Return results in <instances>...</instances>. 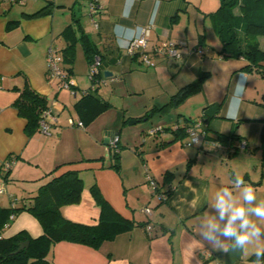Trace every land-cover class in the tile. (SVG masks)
Returning a JSON list of instances; mask_svg holds the SVG:
<instances>
[{
    "label": "crops",
    "instance_id": "obj_1",
    "mask_svg": "<svg viewBox=\"0 0 264 264\" xmlns=\"http://www.w3.org/2000/svg\"><path fill=\"white\" fill-rule=\"evenodd\" d=\"M89 1L0 2V205L28 203L50 171L77 170L84 187L77 204L62 208L67 219L89 225L98 222L100 208L90 192L95 183L112 208L133 225L96 248L56 242L48 252V264H252L251 248L244 253L212 249L197 234V218L211 211L200 190L207 189L211 199L218 189L233 188L237 175L255 189L258 200L264 199L262 67L246 68L248 61L243 57L223 58L221 42L218 48L212 47L207 32L213 26L210 14L216 10L212 0H161L154 25L149 20L155 0H135L128 18L121 15L125 0H98L97 28L91 23ZM117 24L149 27L146 54L152 64L117 45L113 32ZM70 25L76 35L82 30L89 35L104 56V71L112 72L94 85L96 94L111 106L82 127L70 125L68 119L81 120L74 104L92 85L86 77L89 63L84 52L82 72L72 66L75 95L59 87L57 78L49 80L46 75L47 49L51 46L61 56L67 43L63 32ZM129 38L130 34L121 36L122 41ZM166 41L184 42L176 46L180 59L153 51ZM259 43L264 48V37ZM241 73L248 77L247 88L240 119L233 121L225 113ZM199 76L203 80L196 92L169 105L172 95ZM26 81L48 97L56 118L49 135L39 130L27 136L26 119L13 106L16 88ZM151 108L156 109L151 116L136 121ZM124 118L130 119L124 122ZM198 118L207 130L200 146L185 145L187 135L177 139L169 132H150L175 122L190 125ZM112 132L119 135L121 146L119 172L110 166L106 141ZM222 136H232V141L211 144ZM240 141L245 143L243 149L237 148ZM149 178L158 183V190L149 185ZM167 190L169 194L161 199L158 191ZM198 194L199 206L189 211L185 200H194ZM145 206L151 208L150 215L141 211ZM12 220L15 225L6 226V237L20 230L33 237L42 233L40 223L25 210ZM147 224L154 225L155 234L146 230Z\"/></svg>",
    "mask_w": 264,
    "mask_h": 264
},
{
    "label": "trees",
    "instance_id": "obj_2",
    "mask_svg": "<svg viewBox=\"0 0 264 264\" xmlns=\"http://www.w3.org/2000/svg\"><path fill=\"white\" fill-rule=\"evenodd\" d=\"M264 0H219L218 8L210 14L212 25L221 42L220 55L223 58L243 57L248 61L246 68H259L264 72V48L260 47L259 39L264 37V9H258V3ZM51 4V2H50ZM46 5L45 8L49 7ZM41 10L38 13H41ZM67 39L66 45L60 50L62 70L66 78L72 74V64L75 58V49L79 43L82 46L87 62L92 63L95 56L100 59L99 73L96 78L90 81L98 85L104 77L103 61L104 56L100 54L97 45L83 30L76 35L73 27L67 26L64 29ZM105 63V62H104ZM203 76H199L192 82L181 87L170 97L169 105H176L199 89ZM75 86L72 87L74 89ZM96 88L92 85L83 90L76 100L74 108L83 123L90 122L104 109L111 106L110 102L100 98L96 94ZM18 96L13 102L18 114L26 119L24 131L31 136L39 131L40 119L44 111L50 105L48 97L35 91L26 81L23 86L16 88ZM75 90V89H74ZM151 108L143 116L136 118V121L151 116L155 111ZM130 118H124V122ZM186 121V119H184ZM190 119H187L189 121ZM135 121V120H134ZM187 123L179 125L177 129L169 127L160 128L161 132H169L174 138H184ZM220 142L230 143L232 136L217 137ZM107 148L111 156V167L119 172V152L121 146L118 143L109 145ZM55 171L48 173V179L42 183L35 194L30 196L28 203H21L15 206L0 205V264H48V252L53 244L59 241H70L85 244L91 247H98L104 240L114 238L118 233L129 229L133 221L124 218L116 212L104 199L95 183L90 186V192L100 208L98 222L93 225L74 222L67 219L62 208L66 205L77 204L80 201L84 184L83 179L77 170H65L59 174ZM167 174L165 178H167ZM169 194V190L164 192ZM29 212L42 227V233L33 237L26 230H20L11 236H4L3 232L12 219L21 211ZM28 240V246L15 252L19 242Z\"/></svg>",
    "mask_w": 264,
    "mask_h": 264
},
{
    "label": "clouds",
    "instance_id": "obj_3",
    "mask_svg": "<svg viewBox=\"0 0 264 264\" xmlns=\"http://www.w3.org/2000/svg\"><path fill=\"white\" fill-rule=\"evenodd\" d=\"M160 2L161 0H155L149 20L150 25H154L157 20ZM134 5L135 0H125L121 13L123 18L130 16ZM113 32L117 45L121 49H128L135 42L144 39L146 28L140 25L133 28L117 24ZM122 34H130V38L122 41ZM247 80L248 77L244 73L239 74L236 79L225 113L226 119L233 121L240 119ZM192 140L196 141L194 135ZM186 183L190 184L189 181ZM200 192L211 209L197 218V234L202 240L206 241L212 249L222 253H244L251 248L252 264H264V199L258 200L255 189L251 185H246L239 175L234 179L233 188H220L211 199H208L207 189H201ZM200 200L199 194L194 200H185L187 209L195 210Z\"/></svg>",
    "mask_w": 264,
    "mask_h": 264
},
{
    "label": "built area",
    "instance_id": "obj_4",
    "mask_svg": "<svg viewBox=\"0 0 264 264\" xmlns=\"http://www.w3.org/2000/svg\"><path fill=\"white\" fill-rule=\"evenodd\" d=\"M5 1L8 3H14V4H23L27 0H0V2ZM99 4L98 0H91L89 1V9L88 12L91 16V23L93 27L97 28L98 27V22L96 21L94 14H96L100 9H99ZM146 28V34L145 37L142 41H137L135 42L131 48L125 49L126 53L134 56V55H139L143 61H145L147 64H152L146 54V46H147V37L149 34V27ZM179 44H184V42H179V43H174L171 41H166L161 43V45L155 46L153 48V51L157 54L160 55H166L168 57H173V58H181L180 53L177 51L176 46ZM47 60H48V67L46 71L47 78L49 80H52L53 78H57L59 80V87L61 88H66L69 89L72 95H75V90L72 89L73 86H75V83L71 78H66L65 73L61 70L60 67V61H61V56L58 54L57 50H55L53 47L49 46L47 49ZM99 65H100V59L98 56H95L92 63L90 64L88 71H87V77L90 81L94 80L96 76L99 73ZM101 82V81H100ZM92 89H94V84H92ZM56 121V118L52 114L51 108L49 107L44 113L42 114V117L40 119V131L44 134L49 135L50 132V127L51 125ZM68 122L70 125L76 124L79 127L83 126V122L80 120H73L72 118L68 119ZM180 123L175 122L172 125V129H177L179 127ZM204 128H201V127ZM153 134H156L157 132H160V128H155L150 131ZM164 132H161L162 134ZM186 134H187V140L184 142L185 145L190 146V145H202L204 141L206 140L207 136V130H206V125L205 122L202 118L195 119L192 124L188 125L186 127ZM193 135L196 137V141H193ZM107 141L109 145H115L116 143L119 142V135L117 133H108L107 135ZM220 140L219 139H214L211 141L212 145H219ZM237 146V145H236ZM245 146V143L243 141H240L238 144L237 148L238 149H243ZM236 147L234 149H237ZM10 164L6 165V168L9 167ZM149 185L158 190V183L155 182L152 179H148ZM1 192V190H0ZM158 195L160 196L161 199L166 198V194L164 192H159ZM144 213L150 215L151 214V208L148 206H145L141 209ZM146 230L149 231L150 233L155 234L154 232V225L153 224H147L145 226Z\"/></svg>",
    "mask_w": 264,
    "mask_h": 264
},
{
    "label": "rangeland",
    "instance_id": "obj_5",
    "mask_svg": "<svg viewBox=\"0 0 264 264\" xmlns=\"http://www.w3.org/2000/svg\"><path fill=\"white\" fill-rule=\"evenodd\" d=\"M217 6H219V0H212V10L217 9L218 8ZM258 9L259 10L260 9H264V3H260L259 2L258 3ZM68 13L69 12H67L66 14L68 15ZM208 28H209V30H208ZM208 28H207V32H209L208 38H209L210 41H212V47L218 48L220 46V40L218 38V35L216 34L215 29H214L213 26L212 27H208ZM57 46H60V45L57 44ZM75 53H76L75 54V58H74V62L75 63L73 62L72 66L74 67L75 72L80 73V72H82L83 65H84L81 62L82 61L85 62V61H84L83 56H82V53H83L82 47L79 44L76 46ZM75 59H76V61H75ZM104 62L105 61H103V64H104ZM86 77H87V75H86ZM9 224H10L9 227L12 228L15 225L14 220H12ZM9 227H8V229H10Z\"/></svg>",
    "mask_w": 264,
    "mask_h": 264
},
{
    "label": "water",
    "instance_id": "obj_6",
    "mask_svg": "<svg viewBox=\"0 0 264 264\" xmlns=\"http://www.w3.org/2000/svg\"><path fill=\"white\" fill-rule=\"evenodd\" d=\"M105 76H111L112 72L111 71H104ZM131 123L135 122L134 120H130ZM29 241L28 240H23L19 242L18 248L15 250V252H19L21 249L26 248L28 246Z\"/></svg>",
    "mask_w": 264,
    "mask_h": 264
}]
</instances>
